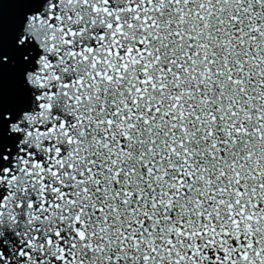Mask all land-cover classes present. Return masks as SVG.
Returning a JSON list of instances; mask_svg holds the SVG:
<instances>
[{
	"label": "snow or ice",
	"instance_id": "6c2138e0",
	"mask_svg": "<svg viewBox=\"0 0 264 264\" xmlns=\"http://www.w3.org/2000/svg\"><path fill=\"white\" fill-rule=\"evenodd\" d=\"M0 264H264V0H0Z\"/></svg>",
	"mask_w": 264,
	"mask_h": 264
}]
</instances>
